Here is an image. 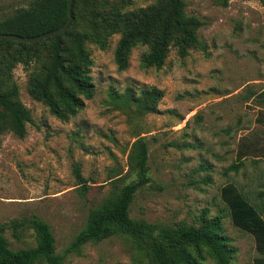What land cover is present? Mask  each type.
<instances>
[{
  "label": "rangeland",
  "instance_id": "rangeland-1",
  "mask_svg": "<svg viewBox=\"0 0 264 264\" xmlns=\"http://www.w3.org/2000/svg\"><path fill=\"white\" fill-rule=\"evenodd\" d=\"M31 0H0V19ZM133 8L152 0H132ZM185 13L198 17L200 45L182 60L173 50L164 65L141 69L134 48L124 71H117L113 36L104 51L88 45L94 95L67 122L50 116L25 92V75L13 71L19 99L30 111L26 135L0 136V222L32 215L42 219L62 254L83 227L87 211L100 204L118 174L128 182L127 153L134 137L148 145L150 182L136 191L129 216L148 223L195 224L205 210L207 218L221 217L228 243L235 249L232 264H251L252 237L235 229L219 199V188L234 183L249 199L264 187V113L246 99L264 87V0H228L222 7L213 0H183ZM162 93L157 112L143 117L130 114L126 89ZM259 120V121H258ZM246 139L260 147L242 161L237 173V145ZM78 167L85 191L73 175ZM12 248L20 247L5 232ZM26 242L32 245L27 235ZM140 257L128 241L112 237L87 244L78 254L66 255L63 264H138ZM207 264H211L207 262Z\"/></svg>",
  "mask_w": 264,
  "mask_h": 264
},
{
  "label": "trees",
  "instance_id": "trees-1",
  "mask_svg": "<svg viewBox=\"0 0 264 264\" xmlns=\"http://www.w3.org/2000/svg\"><path fill=\"white\" fill-rule=\"evenodd\" d=\"M213 1L222 7L228 4V0ZM132 5V0H72L71 21L63 33L34 43L0 40V136L11 134L23 139L26 125L32 122L30 111L19 99L13 77L16 67L25 75L27 96L53 118L67 122L94 95L88 45L104 51L109 40L117 36L112 51L117 71L127 68L134 48L145 49L138 59L141 69L158 70L170 50L182 60L200 45L198 31L203 22L185 13L183 0H152L138 8ZM66 17V0H31L26 7L0 19V34L36 37L60 28ZM123 96L132 106L130 114L143 117L157 112L162 93L142 87L137 93L126 89ZM245 98L254 100L258 112L264 113V87ZM259 150L255 143L240 139L235 162L226 167L225 173H237L242 161ZM147 158V142L136 135L126 157L130 180L123 182L118 174L108 180V194L87 211L83 227L60 255L55 253L54 238L42 219L32 215L0 222V264H63L66 255L78 254L83 246L112 237L129 242L140 257L138 264H232L235 249L223 234L218 215L207 218L203 210L195 224L148 223L129 216L136 191L150 182ZM73 175L83 194L85 180L77 166ZM218 195L230 224L252 237L255 256L251 264H264V187L249 199L229 182L219 188ZM6 231L22 246L12 248ZM27 235L32 245L26 242Z\"/></svg>",
  "mask_w": 264,
  "mask_h": 264
},
{
  "label": "water",
  "instance_id": "water-1",
  "mask_svg": "<svg viewBox=\"0 0 264 264\" xmlns=\"http://www.w3.org/2000/svg\"><path fill=\"white\" fill-rule=\"evenodd\" d=\"M71 2L72 0H66V21L65 23L58 29L38 35L36 37H31V38H26V37H17L14 35H9V34H0V40H6V41H13V42H20V43H34L39 40L47 39L54 37L58 34L63 33L67 27L70 24L71 21V15H70V9H71Z\"/></svg>",
  "mask_w": 264,
  "mask_h": 264
}]
</instances>
